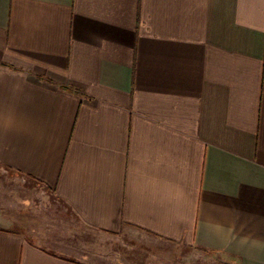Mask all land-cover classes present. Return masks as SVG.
I'll return each mask as SVG.
<instances>
[{
	"label": "crops",
	"instance_id": "0c3cea01",
	"mask_svg": "<svg viewBox=\"0 0 264 264\" xmlns=\"http://www.w3.org/2000/svg\"><path fill=\"white\" fill-rule=\"evenodd\" d=\"M0 170L85 238L19 200L0 264H264V0H0Z\"/></svg>",
	"mask_w": 264,
	"mask_h": 264
},
{
	"label": "rangeland",
	"instance_id": "374dc122",
	"mask_svg": "<svg viewBox=\"0 0 264 264\" xmlns=\"http://www.w3.org/2000/svg\"><path fill=\"white\" fill-rule=\"evenodd\" d=\"M12 193L16 194L18 200H7L12 196ZM26 198L32 200L33 207L37 212H42L43 217L48 220L49 226H54L57 229L66 228L69 235L73 234V238L85 240V238L77 235V229H73L72 224L60 217V214L54 209L55 202L53 200L55 198L44 188L35 183L31 184L29 179H15L8 172L0 170V199H4L0 200V206H4L2 212L8 209L7 206ZM4 214L8 215L7 212H4ZM21 216H23V213H21ZM73 231L74 233H72ZM113 247L118 248L116 243Z\"/></svg>",
	"mask_w": 264,
	"mask_h": 264
}]
</instances>
